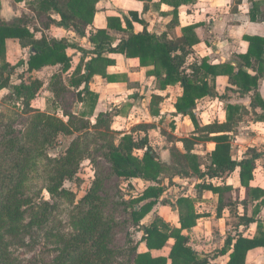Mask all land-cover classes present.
<instances>
[{"label": "trees", "instance_id": "1", "mask_svg": "<svg viewBox=\"0 0 264 264\" xmlns=\"http://www.w3.org/2000/svg\"><path fill=\"white\" fill-rule=\"evenodd\" d=\"M35 1L41 10L50 9L57 14L59 17L57 26L85 37L86 28L92 24L97 0ZM136 1L141 2L143 11H146L147 3L151 0ZM176 1L162 0L164 3L172 4L174 9L178 7ZM183 1L194 3L196 0ZM129 17L123 16V28L119 18L108 16L105 30L89 33L88 40L93 46L92 51L89 52L91 57L85 62L83 72L78 66L70 77L66 75L71 63V58L66 55V49L74 46L68 44L65 39L54 40L45 37L35 39L23 19L10 23L0 22V92L9 88L12 74L20 65H25L29 73L48 66H61L60 72L51 77L49 92L54 95L62 92L63 88L57 89L62 79L67 86L77 92L80 103L90 106L89 111L81 113V118H68L66 122L55 115L31 110L30 113L33 115L29 117L26 131L21 138L8 141L9 146H13L15 142L24 141L29 149L25 150L26 153L21 160L10 161L16 162L14 170L0 171V230L4 223L5 226L17 225L32 206L31 199L17 196L20 195V188L27 187L29 172L38 171L37 175L44 183L43 190L51 198L60 197L63 200L74 198L72 193L63 188V183L74 178L80 163L86 159L88 138L91 137V131H94L95 137L106 138L105 157L112 173L123 178L127 183H131L133 179L148 183L137 198L129 200L126 204L130 209L132 227L140 233V239L138 243L125 249L115 250L109 246L111 219L103 215L101 209L105 201L98 195L99 183H93L77 204L66 210L67 224L73 232L58 235L62 250L54 264H113L118 256L126 253L132 255L131 264H208L206 258H200L189 246L188 238L182 234L196 224L197 215L194 212V202L190 198L181 196L174 203L169 200L162 201V205H168L177 211L178 228L167 224L157 217L155 212L148 222L143 221L151 214L153 207L160 202L163 193L167 190L166 185H174L175 177L203 179L207 176L225 179L239 169L240 185L247 190L249 203L253 204L264 197L263 191L251 188L249 185L256 162L264 155V152L257 148H250L239 161L233 160L230 154L231 138L239 123L248 115L257 116L256 109L264 111V102L258 92V81L261 78L264 79V37H245L244 40L248 43L247 53L236 56L237 60L233 61L235 66H212L204 59L198 65H191L187 63V57L192 53V45L197 42L193 27L184 28L180 38L168 40L165 35L157 38L149 34L145 27L142 32L136 33L132 23L138 22L142 25L144 23L136 13H130ZM111 33L125 34L126 38L120 39L113 46L115 38L111 36ZM7 39L17 40L19 46L26 50L25 57L19 59L14 66L6 61ZM77 51L80 52L79 49ZM105 53L137 58L141 67H153V73L159 77L162 87L174 83L180 85L182 95L175 103V112L181 116H190L194 131L190 136L178 140L182 144L183 152L175 146L170 148V164L161 162L158 154L151 147L147 137L151 126L139 124L128 131L114 132L110 129L111 116L108 113H99L95 117L94 124H90L89 121L83 122V117L93 115L97 100V95L88 88L92 77L99 75L109 83L114 82L106 74V68L114 62L108 59ZM85 55L80 52V63H84ZM160 71L163 72V76L159 73ZM218 76L228 77V83L233 87L226 88L220 98L228 99L230 98L228 94L232 93L242 98L251 93L250 111L242 105H226L224 123L214 122L199 126L193 119L191 110L198 100L205 97H218L215 92ZM42 87L43 81L31 79L28 84L21 82L13 87V91L15 97L23 96L24 103L29 104L39 96ZM159 102L158 98H154L151 104L158 106ZM257 118L264 120L261 116ZM75 122H80L82 126L76 127ZM82 130H85L83 136L72 141L60 156L48 155V149L54 145L60 134L72 135ZM108 138L110 140H107ZM116 140L117 144H115ZM209 141L213 142L215 147L207 156L202 171L198 157L193 151L199 143ZM198 189L219 194L220 198L223 192L219 188L204 184ZM244 204L247 203L244 202ZM220 211L221 206L218 207V212ZM258 213L259 210L254 208L250 217L241 220L245 227L254 223L257 225L256 233L252 238L237 235L236 238L225 239L224 246L218 255L224 256L229 253L226 264H246V255L249 251L264 248V230L261 222L255 219ZM3 218L5 222L2 221ZM169 240H173V245L167 257L151 254L164 248ZM128 243L131 244V241ZM140 244H144L146 252L138 251ZM0 264H4L1 256Z\"/></svg>", "mask_w": 264, "mask_h": 264}, {"label": "crops", "instance_id": "2", "mask_svg": "<svg viewBox=\"0 0 264 264\" xmlns=\"http://www.w3.org/2000/svg\"><path fill=\"white\" fill-rule=\"evenodd\" d=\"M176 3L178 7L174 9L172 4L164 3L162 0H151L147 3V10L143 11V4L136 0H97L92 24L86 28L85 37H81L57 26L56 22L59 21L57 14L50 9L41 10L35 0H22L21 2H16L15 0H0V22L10 23L14 20L23 19L35 39H40L41 37L54 40L65 39L68 44L74 46L66 49V55L71 58L70 68L66 72V75L69 77L75 73L78 66L81 67V72H83L85 62L91 57L89 52L93 49L92 44L88 40L89 33L95 30H105L108 16L119 18L124 28L123 16L129 17L130 13H136L138 18L144 23V25L138 22L132 23L136 33L142 32L145 27L149 34L157 38L165 35L168 40L180 38L184 28L193 27L194 37L197 39V42L192 45V53L187 57V63L191 65H198L204 59L212 66H235L233 61L237 60L236 56L244 55L248 50V43L244 38L264 37V0H196L194 3L177 0ZM111 36L115 38L113 46L120 39L126 38L125 34L111 33ZM8 46H10V49ZM77 49L86 54L84 63H80V52ZM20 50L26 51L19 46L17 40L7 39L5 42L6 61L11 63L8 60L9 53L15 55ZM105 56L114 62L106 68V74L114 82L109 83L99 75L92 77L88 88L97 95V102L130 91V80L133 75H136L139 80L136 82L133 81V92L136 91L135 93L137 94L133 96L135 99L132 101L134 102L140 98L146 99L147 111L153 120L152 122H141L136 125H148L154 131L157 128L156 126H158L157 122L159 123L163 119L165 113H169V117H172V120L175 121V126L178 125L179 121L189 123L192 127L190 135L193 133L194 125L190 116H181L175 112V103L182 95V89L178 83L162 87L159 77L153 73V67H141L137 58H125L122 54L107 53H105ZM19 68H21L20 74L22 77L36 72L50 70L51 73L48 75L49 80H51L52 75L61 70V66H48L39 71L29 73L26 71L25 65L16 67V69ZM248 72L252 74L251 71ZM159 73L163 76L162 71ZM228 82V77L218 76L216 78L215 89L218 97H205L196 102L194 108L191 110V114L199 126L214 122L224 123L226 120V105H242L250 111L251 93L242 98L234 93L228 94L230 97L228 99L220 98L226 88H233ZM138 85L140 88L135 90ZM64 86L66 88L69 87L65 84ZM258 92L264 102V79L262 78L258 81ZM154 98L159 99L158 106L151 104ZM166 104L169 105V110L165 109ZM256 113L258 117L261 116L264 118V111L256 109ZM257 116L248 115L239 123L236 129V131L242 130L240 136L246 130L249 132L244 135L245 139L247 137L249 139L246 145L236 147V132L232 135L230 154L233 160L239 161L250 148H257L259 151L264 152V120L257 118ZM126 125L125 119H121L120 112H116L114 116L111 115V130L116 128L115 131H128L132 128H128ZM151 130L147 133L150 145L149 132ZM157 137L162 145H169L170 148L175 146L179 151L183 152L182 144L178 141L181 138L175 139V136H173L174 138L172 140H167L160 135ZM199 147L204 149L201 153L197 151ZM214 147L215 144L211 141L199 143L194 147L193 153L198 157L202 171L203 164L206 162L205 158L214 150ZM170 148H164V151L168 152ZM203 157L205 161L202 163L201 158ZM132 181L141 182L137 179H133ZM173 183H182L181 187L177 186V188L180 187L185 192L179 197L185 196L190 198L194 202V212L197 215L195 226L188 231H183L182 234L188 238L189 246L200 258H206L208 264H226L229 253L220 256L218 252L223 248L227 237L236 238L237 235H242L244 238H252L255 235L257 225L254 223L245 227L241 221L242 218L250 217L254 208L259 210L255 219L261 222L264 230V197L255 201L253 204L249 203L247 190L240 185L239 169H236L225 179L208 178L207 176L203 179L198 177L186 179L175 177ZM202 184L211 185L214 188L223 190L221 198L219 194L198 189ZM249 185L251 188H256L264 192V155L256 162V168L252 173V180ZM225 189L228 190L225 191ZM235 190H238L239 194L233 197L232 193ZM260 201H263V203H259ZM244 202L247 204H244ZM220 206L221 211L218 212V207ZM172 210L177 213L176 210ZM164 221L172 227H179L178 213L174 221ZM172 245L173 240H169L164 248L160 251L151 252V254L167 257ZM138 251L143 253L147 249L144 244H140ZM246 264H264V248L249 251L246 255Z\"/></svg>", "mask_w": 264, "mask_h": 264}, {"label": "rangeland", "instance_id": "3", "mask_svg": "<svg viewBox=\"0 0 264 264\" xmlns=\"http://www.w3.org/2000/svg\"><path fill=\"white\" fill-rule=\"evenodd\" d=\"M8 48L10 49V46ZM25 53L24 50H20L15 55L9 53L8 60L11 62L10 64L12 66L16 64L19 59L25 57ZM20 71L21 68L14 71L9 88L0 92V171L14 170L16 162L10 161L21 160L26 153L25 150L29 149L24 141H21V143L15 142L13 146H9L7 143L10 140L21 138L26 131L29 117L33 115V113H30L31 110L55 115L64 122L68 118L79 119L83 111L90 110L89 105L86 106L78 101L77 92L74 89L64 86L67 83L63 82L62 79L57 89L61 87L63 91L58 95L51 94L48 78L51 73L50 70L23 77ZM31 79L43 81V87L34 101L25 104L23 96L15 97L13 87L18 86L21 82L28 84ZM137 80L139 78L133 75L130 80V91L108 97L101 102L96 100L93 115L83 117V122L89 121L90 124H93L94 118L99 112L108 113L112 116L116 112H120L121 119H125L128 128L137 123L152 122V117L147 111L146 99L139 97L140 99L132 101L135 99L133 96L137 94L136 91L133 92V81L136 82ZM137 88H140L139 85L135 90ZM165 109H170L168 104L165 105ZM174 124L175 121L172 120V117H169V113H165L163 119L159 123L157 122V128L149 132L153 149L158 154L161 162L167 165L171 162L170 155L169 151H164V148H170V146L168 144V146L162 145L157 136L160 135L167 140H172L173 136H175V139L189 136L192 131L189 123L179 121L177 126ZM75 125L76 127L82 126L80 122H75ZM115 129L112 131L115 132ZM123 129L125 130L124 127ZM84 132L85 130L72 135L60 134L54 145L48 149V155L50 157L60 156L69 147L70 143L83 136ZM241 132L242 130H237L235 133L236 147L244 146L249 142L248 137L247 139L244 138V135L249 132L246 130L244 133L243 131L244 134L240 136ZM94 133V131H91V137L88 138L89 146L86 148V159L80 163L74 178L63 183V188L74 195L73 199L51 198L43 190L44 183L37 175L38 171L28 173L27 187L20 188V195L17 196L31 199L32 206L17 225L8 224L5 226L4 223L3 228L0 230V256L4 264H54L62 250L58 242V235L73 232L67 224L66 210L72 205H76L93 183H99L98 195L105 201L101 211L104 216L111 219L108 235L109 246L115 250H120L129 248L139 242L140 233L132 227L130 209L126 204L129 200L137 198L143 189L148 186V183L139 181L127 183L126 180L112 173L110 164L105 157L106 149L104 145L106 138L95 137ZM107 140H110V138ZM115 142L117 144V140ZM202 150H204L202 147L197 148L198 153H201ZM203 159L204 157L201 158L202 163L206 158ZM173 184L166 185L165 194L163 193L160 202L152 209V213L155 212L154 214L162 220L174 221L177 216L172 208L162 205V201L169 200L172 203L185 192L180 188L182 183ZM177 186L180 187L177 188ZM238 194V190H235L232 196ZM152 213L143 222L146 223L153 218ZM2 221L5 222V219L3 218ZM129 241H131V244L128 243ZM131 259V254H122L117 257L113 264H131Z\"/></svg>", "mask_w": 264, "mask_h": 264}]
</instances>
